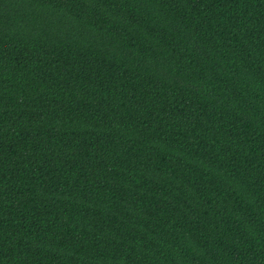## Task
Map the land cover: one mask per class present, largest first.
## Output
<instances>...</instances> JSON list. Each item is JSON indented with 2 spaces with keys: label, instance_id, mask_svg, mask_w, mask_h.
<instances>
[{
  "label": "trees",
  "instance_id": "obj_1",
  "mask_svg": "<svg viewBox=\"0 0 264 264\" xmlns=\"http://www.w3.org/2000/svg\"><path fill=\"white\" fill-rule=\"evenodd\" d=\"M0 264H264V0H0Z\"/></svg>",
  "mask_w": 264,
  "mask_h": 264
}]
</instances>
